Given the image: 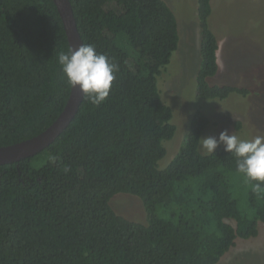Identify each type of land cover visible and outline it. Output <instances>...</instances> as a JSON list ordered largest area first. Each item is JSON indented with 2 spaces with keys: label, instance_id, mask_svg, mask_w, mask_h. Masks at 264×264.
<instances>
[{
  "label": "trees",
  "instance_id": "1",
  "mask_svg": "<svg viewBox=\"0 0 264 264\" xmlns=\"http://www.w3.org/2000/svg\"><path fill=\"white\" fill-rule=\"evenodd\" d=\"M70 2L83 43L119 71L106 100L84 98L47 148L0 164V264H216L236 238L257 235L264 195L251 191L225 146L199 151L208 124L201 110L159 167L176 130L157 83L179 43L175 13L165 0ZM211 10L210 0H196L197 95L245 94L209 83L218 70ZM68 48L53 0H0V146L36 135L60 113L70 87L58 54ZM237 189L249 202L244 223ZM120 193L142 201L145 222L114 210Z\"/></svg>",
  "mask_w": 264,
  "mask_h": 264
},
{
  "label": "rangeland",
  "instance_id": "2",
  "mask_svg": "<svg viewBox=\"0 0 264 264\" xmlns=\"http://www.w3.org/2000/svg\"><path fill=\"white\" fill-rule=\"evenodd\" d=\"M165 1L175 13L179 43L157 83L162 100L172 110L171 122L176 130L170 140L164 141L166 155L159 160V167H166L179 151L197 110L208 118L201 138L218 139L225 130L240 139L264 136V0H212L209 25L218 42L220 62L209 83L246 90L245 94L231 92L223 99H203L197 95L195 76L201 58L196 0ZM236 121L240 122L239 128ZM220 146L224 145L217 148ZM199 151L208 154L201 147V140ZM238 189L234 196L239 201L241 216L245 217L249 202ZM110 204L118 214L146 221L143 203L134 195L116 194ZM244 217L238 222L244 223ZM257 229L254 237L236 238L216 264H264V222L259 221Z\"/></svg>",
  "mask_w": 264,
  "mask_h": 264
},
{
  "label": "clouds",
  "instance_id": "3",
  "mask_svg": "<svg viewBox=\"0 0 264 264\" xmlns=\"http://www.w3.org/2000/svg\"><path fill=\"white\" fill-rule=\"evenodd\" d=\"M58 63L65 83L77 89L89 103L99 106L109 96L115 73L119 66L107 55L96 51L92 44H81L75 49L58 54ZM201 147L206 153H213L219 144L224 151L231 153L236 160L237 172L243 174L251 184V191L264 195V136L252 139H240L227 130L216 137L201 138Z\"/></svg>",
  "mask_w": 264,
  "mask_h": 264
},
{
  "label": "water",
  "instance_id": "4",
  "mask_svg": "<svg viewBox=\"0 0 264 264\" xmlns=\"http://www.w3.org/2000/svg\"><path fill=\"white\" fill-rule=\"evenodd\" d=\"M61 18L68 46L74 49L83 43L76 25L70 0H53ZM84 97L75 88L69 89L67 100L57 117L42 131L27 139L0 146V164L19 162L47 148L74 119Z\"/></svg>",
  "mask_w": 264,
  "mask_h": 264
},
{
  "label": "crops",
  "instance_id": "5",
  "mask_svg": "<svg viewBox=\"0 0 264 264\" xmlns=\"http://www.w3.org/2000/svg\"><path fill=\"white\" fill-rule=\"evenodd\" d=\"M210 2H211V5H212V3H213V1L212 0H210ZM197 30V29H196ZM219 48H217V51H216V58H217V64H218V66H219ZM218 55V56H217Z\"/></svg>",
  "mask_w": 264,
  "mask_h": 264
}]
</instances>
